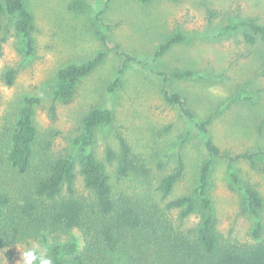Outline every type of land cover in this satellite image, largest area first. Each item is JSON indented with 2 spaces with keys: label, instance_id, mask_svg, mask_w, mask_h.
<instances>
[{
  "label": "rangeland",
  "instance_id": "rangeland-1",
  "mask_svg": "<svg viewBox=\"0 0 264 264\" xmlns=\"http://www.w3.org/2000/svg\"><path fill=\"white\" fill-rule=\"evenodd\" d=\"M2 1V0H0ZM35 16L36 48L27 57L20 36L12 21L0 13V38L7 37L0 54V183L4 190L17 197L27 176L19 174L7 161L10 137L16 127L20 108L27 98H38L35 125L38 139L34 147L37 159L72 153V143L80 133L83 116L94 107H108L114 121L100 127L96 133L94 151L105 160L110 146L118 149L117 134L122 133L148 166V180L130 177L119 181L114 166H109L112 182L119 191L127 189L142 200L156 202L167 212L166 201L157 192L158 181L171 173L181 153L185 161V176L176 186L170 200L191 192L200 167L208 153L201 134L176 106L163 98L165 83L157 75L173 67H189L210 75V83L172 82L169 90L179 91L189 100L200 121L218 108L222 114L210 127V136L222 151L236 156L241 153H261L257 165L239 162L236 170L241 186L255 185L264 202V92L259 94L260 106L235 100L236 93L264 89V78L255 76L253 63L238 36L221 37L222 28L244 18H256L264 24V0H179L160 1L143 6L131 0H27ZM209 11L215 14L210 19ZM183 32L190 45L175 49L164 60H156L155 52L164 35ZM106 37V42H103ZM106 51L104 63L78 86L70 104L55 102L52 88L57 72L73 63H84L97 53ZM128 69L121 84L110 92L125 57ZM15 69L17 77L11 86L3 74ZM7 89V92L4 91ZM55 105L56 112L51 108ZM51 144L50 148H46ZM263 154V155H262ZM165 165L159 169V164ZM77 188L87 193L78 175ZM211 197L217 217V230L227 241L254 244L252 232L256 219L243 205V193L235 186L226 160H217L212 171ZM169 212V211H168ZM175 225L195 228L199 218L179 224V211L168 213ZM264 223V207L262 210ZM72 239L83 245L84 236L74 231ZM264 237V233H263ZM55 244L54 238L31 241L11 248H0V264H23L21 253L35 248L46 252ZM110 264H129L125 254H110ZM159 254L153 251L146 264H159Z\"/></svg>",
  "mask_w": 264,
  "mask_h": 264
},
{
  "label": "trees",
  "instance_id": "trees-1",
  "mask_svg": "<svg viewBox=\"0 0 264 264\" xmlns=\"http://www.w3.org/2000/svg\"><path fill=\"white\" fill-rule=\"evenodd\" d=\"M143 6L160 1L179 0H131ZM0 13L7 16L20 36L22 50L27 57L36 48L34 37L35 16L27 6V0H2ZM210 19L215 14L209 11ZM221 37L238 36L247 48L253 63L255 76L264 78V24L256 18H244L222 28ZM7 37L0 38V54ZM106 42V37H103ZM183 32L166 34L156 48V60H164L175 49L190 45ZM106 51L97 53L84 63H73L61 68L52 88L55 102L70 104L80 83L92 75L105 61ZM125 57V56H123ZM130 58L125 57L118 77L110 85L113 92L121 84L128 69ZM163 78L162 89L166 103L180 109L183 116L193 123L203 135H208L205 148L208 159L200 167L199 175L191 192L170 200L176 186L185 176V161L179 154L177 167L158 181L157 192L166 201L167 212H162L156 202L142 200L127 189L118 190L112 182L109 166H114L117 179L130 177L148 180L150 171L136 155L122 133L117 134L118 149L108 147L105 160L101 161L95 151L96 133L100 127L113 123L114 114L108 107H94L87 112L80 124V133L73 140V152L37 159L34 164V147L38 139L35 125V108L38 98H27L20 108L18 121L10 137L7 161L19 174L27 176L17 197L7 193L0 183V248H11L51 236L55 244L47 250L53 264H110V254H125L129 264H146L153 251L159 254V264H264V223L262 221L263 198L255 185L241 186L236 165L245 162L257 165L261 153H241L236 156L222 151L210 136V127L224 111L218 108L205 120L200 121L189 100L179 91L169 90L172 82L210 83V75L189 67H173L157 73ZM17 77L15 69L3 74V81L11 86ZM243 90L236 93L235 100L250 104L255 110L260 106L259 94L264 89ZM55 114V105L51 108ZM264 123L259 126L262 132ZM46 148L51 144L47 143ZM263 155V154H262ZM0 150V164L3 161ZM217 160H226L233 184L243 193V205L256 219L252 232L254 244L227 241L217 230V217L211 197L212 171ZM163 163L159 169H164ZM78 175L83 179L87 193L77 188ZM179 211V224L196 216L195 228L184 229L175 225L168 213ZM82 232L83 245L70 236ZM39 254V253H38Z\"/></svg>",
  "mask_w": 264,
  "mask_h": 264
},
{
  "label": "clouds",
  "instance_id": "clouds-1",
  "mask_svg": "<svg viewBox=\"0 0 264 264\" xmlns=\"http://www.w3.org/2000/svg\"><path fill=\"white\" fill-rule=\"evenodd\" d=\"M7 92V89H4ZM23 264H53L52 260L46 255V252L39 253L35 248L21 253Z\"/></svg>",
  "mask_w": 264,
  "mask_h": 264
}]
</instances>
